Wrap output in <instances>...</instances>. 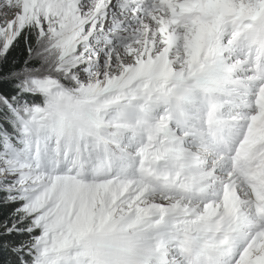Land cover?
Segmentation results:
<instances>
[{"label":"snow or ice","instance_id":"snow-or-ice-1","mask_svg":"<svg viewBox=\"0 0 264 264\" xmlns=\"http://www.w3.org/2000/svg\"><path fill=\"white\" fill-rule=\"evenodd\" d=\"M7 264H264V0H0Z\"/></svg>","mask_w":264,"mask_h":264},{"label":"trees","instance_id":"trees-1","mask_svg":"<svg viewBox=\"0 0 264 264\" xmlns=\"http://www.w3.org/2000/svg\"><path fill=\"white\" fill-rule=\"evenodd\" d=\"M27 57V52L24 47L23 42L16 44L13 46L12 50L8 54V63L4 65H0V67H3L5 71L8 70V68L13 66V62H15V66H19L20 63L23 62V60ZM9 85L7 84H0V91H8ZM12 257L8 253H0V264H7L9 260H11Z\"/></svg>","mask_w":264,"mask_h":264}]
</instances>
